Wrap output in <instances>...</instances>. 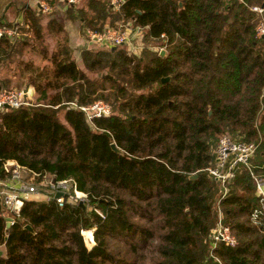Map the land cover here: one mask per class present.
I'll return each instance as SVG.
<instances>
[{"label": "trees", "instance_id": "16d2710c", "mask_svg": "<svg viewBox=\"0 0 264 264\" xmlns=\"http://www.w3.org/2000/svg\"><path fill=\"white\" fill-rule=\"evenodd\" d=\"M86 3L64 14L84 31L130 21L141 51L81 49L86 68H106L90 77L65 37L52 69L29 77L35 103L0 109V175L14 159L37 180L71 178L88 198H25L9 227L0 202V264H264V199L248 168L238 167L223 197L205 169L224 133L258 140L253 156L264 158V35L251 8L264 0H126L115 12L109 0ZM17 39L0 38V58ZM100 98L110 112L92 122L69 104ZM217 206L235 245L210 244Z\"/></svg>", "mask_w": 264, "mask_h": 264}, {"label": "built area", "instance_id": "2783aa9c", "mask_svg": "<svg viewBox=\"0 0 264 264\" xmlns=\"http://www.w3.org/2000/svg\"><path fill=\"white\" fill-rule=\"evenodd\" d=\"M80 1L65 0L69 5H76ZM125 1L109 0L111 7L115 10H120ZM40 8L44 12L51 10V6L47 2H41ZM251 8L259 15L256 24V34L264 35V5H253ZM18 28L19 25L9 26L0 23V38L5 35L10 40H15L17 38ZM85 31L90 41L103 45H128V50L134 54H139L141 51V45L134 40V36L138 32V27L133 28L130 21L120 23L117 26L106 25L100 30L86 28ZM161 37L162 41L166 40L163 33ZM139 48L140 50L136 52L135 50ZM33 103H35V98L32 87L0 88V109L31 105ZM69 104L81 109L89 122H92L94 117L110 112V104L102 99H96L84 104H77L75 101H70ZM258 144V140L247 141L235 138L227 133L221 134L218 137L214 150V160L205 169L212 178L218 181L220 187L219 197L227 194L229 181L235 176L238 167L245 165L255 181L257 192L264 199V176L258 175L250 162ZM3 168L5 175H0V202L2 204L3 214L6 217H11L10 223L13 222V217L19 213L23 199L32 198L30 195L31 192L45 190L46 198H53L58 205H63L68 202L77 203L79 201H88L86 193L78 190L76 183L71 178L56 180L47 178L44 175L46 181L42 179L38 181L35 178L38 175L37 173L19 164L14 159H6L3 162ZM43 183H46L44 188L41 187ZM56 192H61L62 194L55 197ZM65 192L67 194H64ZM261 212V208H255L251 214V218L255 222L259 221V214ZM218 241H223L228 245L237 244V238L232 232L230 225L224 221L223 212L219 206H217L216 223L211 229L212 246H215Z\"/></svg>", "mask_w": 264, "mask_h": 264}, {"label": "crops", "instance_id": "0c3cea01", "mask_svg": "<svg viewBox=\"0 0 264 264\" xmlns=\"http://www.w3.org/2000/svg\"><path fill=\"white\" fill-rule=\"evenodd\" d=\"M41 2H47L51 8L53 7L52 4L55 3L54 10H57V12L52 14V9L50 13L42 11L40 8ZM68 6L69 4L66 3L65 0H0V23H10V26L19 25L20 28L22 27L20 31L18 29L17 40L19 41L15 43L10 54L8 53V55L0 58V83L2 86L14 85L18 87L21 85L22 81L19 79L15 80L17 74L23 76V73H26V75L28 74V77H30V75H34L36 72V64H44L42 63L44 59L48 62L51 61L50 56H42L44 55L42 53L43 50L41 51L35 44L33 45V40L36 38L34 36H37L40 30L41 38H46V41H52L53 34L48 31H53L56 27L59 28L60 25L59 31H61L62 34V32H64V27L66 29L65 37L66 34L68 36L66 37L67 43L72 48V55L76 59H80L81 49L93 47L95 43H98L90 41L86 31L82 30L83 32L81 33L80 24H77L79 25L78 27L70 21L69 18H65L64 9ZM35 17H39V19L34 26V23L32 25L30 19L33 20ZM22 23H25V25L22 26ZM59 31H55L54 34H56L58 38H61ZM46 35L49 36L47 37ZM46 41L44 40L43 42L46 43ZM32 51H34L36 55H31ZM29 62H32V64ZM25 85H28L27 87H32L34 90V98H36L34 86L29 84V82ZM252 158L254 162L253 166H256L257 169L264 167L263 157H258L257 155ZM257 171L262 172V170ZM3 254L4 250H2L1 255Z\"/></svg>", "mask_w": 264, "mask_h": 264}, {"label": "rangeland", "instance_id": "374dc122", "mask_svg": "<svg viewBox=\"0 0 264 264\" xmlns=\"http://www.w3.org/2000/svg\"><path fill=\"white\" fill-rule=\"evenodd\" d=\"M87 0H81L79 3H77L76 4V6H82V7H85L86 5H87ZM110 11H118V10H115V9H113L112 7H110ZM57 12V10H53V12H51L52 14H55ZM66 19L68 18V17H65ZM70 21H72L74 24H79L77 21L78 20H76V21H74V20H72V18L71 19H69ZM123 23H126V22H123ZM78 27H79V25H77ZM60 25H59V28L58 27H56L53 31H48L49 33H51V34H53V37H52V41H46V38H41V35H40V33H41V30H40V33H38V35L36 36H34V37H36L34 40H33V45L35 44L36 45V47L38 48V49H40L41 51L43 50V54L44 55H42V56H44V57H46V56H49V55H51V54H53V50H55V48L57 47V45H58V42L59 41H63V39L65 38V32H66V29L63 27V31L64 32H62V34H61V31H59L60 30ZM86 28H90V29H92V30H96V29H93L90 25H86L85 26ZM84 27V28H85ZM81 33L83 32L82 31V25H81ZM55 31H59V35H60V37L61 38H58V36L56 35V34H54V32ZM134 34H136V33H134ZM137 34H138V32H137ZM62 35V36H61ZM47 37L49 36V35H46ZM66 37H68L67 36V34H66ZM138 38V37H137ZM137 38H134V40L137 42ZM60 39V40H59ZM36 40V41H35ZM46 41V43H44L43 41ZM51 42V43H50ZM145 43L147 44V46H151V47H153V48H155V49H157V51H159L161 54H163V53H165L166 52V50H167V47L165 46V45H162V41L161 40H153V41H149V40H146L145 41ZM121 47H123L124 49H128V45L126 46H121ZM92 48H95V49H97V48H106L104 45H102V44H99V43H95L94 44V46L92 47ZM38 49H36V50H38ZM32 50V49H31ZM71 50H72V48H71ZM140 50V48L137 50H135L136 52H138ZM33 54H35V52L34 51H32V54L31 55H33ZM140 54V53H139ZM138 54V55H139ZM36 55V54H35ZM37 55H38V53H37ZM71 55H72V53H71ZM43 57V58H44ZM42 58V59H43ZM75 58V57H74ZM75 60L77 61V63H78V65L80 66V67H82L84 70H85V73L88 75V76H90V77H99V76H101L106 70V68L105 69H103V70H98V71H93V70H89L88 68H86L82 63H81V61H80V59H76L75 58ZM27 61H29V60H27ZM41 62V61H40ZM29 63H31L32 64V62H29ZM42 63H44V64H41V65H38V64H36V67H37V69H40L41 71H43V72H45L44 70H46V71H50L51 69H52V62L50 61V62H48V61H46L45 59L44 60H42ZM16 74H17V72H16ZM45 74V73H44ZM17 77L15 78V80H21L22 82H21V85H19L18 87H27L28 85H25V84H27V82H29V84H30V80H29V77H28V74L26 75V73H23V76H20V75H16ZM14 80V81H15ZM16 82V81H15ZM106 85H108V84H106ZM10 87H17V86H14V85H8V86H3V87H1V88H10ZM103 93H106V90H104L103 91ZM100 99H102V98H100ZM103 101H105L104 99H103ZM105 102H107V101H105ZM107 103H109V102H107ZM110 104V103H109ZM256 153V152H255ZM254 153V155H256ZM24 174H25V172H24ZM36 178V180L38 179V177H35ZM39 181V180H38ZM45 181H46V177H45ZM30 195H31V197L32 198H38V199H41V198H45L46 197V191L44 190V191H38V192H31L30 193ZM219 197H217L216 196V200H219L218 199ZM91 231V233H92V230H90ZM85 236V235H84ZM86 238V240L88 239V238H91V234H90V236L89 237H85ZM88 244V243H87ZM211 245H212V243H210ZM0 248L2 249V250H4V247H3V245H0Z\"/></svg>", "mask_w": 264, "mask_h": 264}, {"label": "water", "instance_id": "95a60500", "mask_svg": "<svg viewBox=\"0 0 264 264\" xmlns=\"http://www.w3.org/2000/svg\"><path fill=\"white\" fill-rule=\"evenodd\" d=\"M262 5H264V3L262 4ZM114 48V47H113ZM170 78V75H167V76H163V77H161V80L162 81H166V80H168ZM111 147H112V149H114L115 151H117V152H121L122 153V149H120L119 147H117L116 146V144L114 143V142H111ZM60 194H62L61 192H56L55 193V197H57V196H59ZM64 194H67V192H65ZM80 205H82V206H84V202L83 201H79L78 202ZM10 220H11V217L10 216H7L6 217V227H9L10 226ZM26 228H28V229H30V230H32V227L29 225V224H25L24 225ZM83 233H84V235H85V237H89L90 236V234L85 230V231H83ZM2 254V249H0V255Z\"/></svg>", "mask_w": 264, "mask_h": 264}]
</instances>
